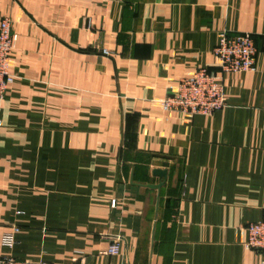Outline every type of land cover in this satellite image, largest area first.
Listing matches in <instances>:
<instances>
[{"label": "crops", "instance_id": "obj_1", "mask_svg": "<svg viewBox=\"0 0 264 264\" xmlns=\"http://www.w3.org/2000/svg\"><path fill=\"white\" fill-rule=\"evenodd\" d=\"M5 17L18 41L0 99V257L262 264L245 228L264 220V0H0ZM225 29L253 35L255 71L219 73ZM201 68L226 105L164 110Z\"/></svg>", "mask_w": 264, "mask_h": 264}, {"label": "built area", "instance_id": "obj_2", "mask_svg": "<svg viewBox=\"0 0 264 264\" xmlns=\"http://www.w3.org/2000/svg\"><path fill=\"white\" fill-rule=\"evenodd\" d=\"M18 34L13 30L12 20L5 17L0 22V99L5 97L7 89L15 80L10 71V54L16 47ZM103 54L111 51L103 49ZM219 73H237L255 71L258 49L253 35L249 32H232L227 29L219 33V41L214 48ZM211 74L206 68L198 69L192 76L179 79L174 91L159 102L166 111H175L183 115L211 114L227 103L225 87L220 74ZM116 200L112 201L115 206ZM245 246L264 254V220L251 222L246 226ZM13 227L4 233L3 243L13 247L16 243ZM123 235L112 236L107 254L118 255ZM0 264H53L46 260L31 261L8 255L0 257ZM264 264V260L262 261Z\"/></svg>", "mask_w": 264, "mask_h": 264}, {"label": "water", "instance_id": "obj_3", "mask_svg": "<svg viewBox=\"0 0 264 264\" xmlns=\"http://www.w3.org/2000/svg\"><path fill=\"white\" fill-rule=\"evenodd\" d=\"M154 174L159 175V176H165L166 175V171L165 170H161V169H156L154 171ZM153 186H155V185H153ZM157 187H159V185H157Z\"/></svg>", "mask_w": 264, "mask_h": 264}]
</instances>
